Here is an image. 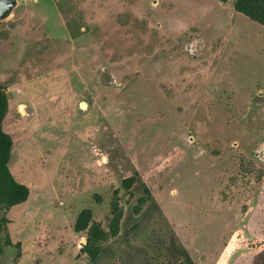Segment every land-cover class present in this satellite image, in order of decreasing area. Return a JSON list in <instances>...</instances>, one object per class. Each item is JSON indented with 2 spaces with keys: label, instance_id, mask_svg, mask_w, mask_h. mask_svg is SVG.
Wrapping results in <instances>:
<instances>
[{
  "label": "rangeland",
  "instance_id": "obj_1",
  "mask_svg": "<svg viewBox=\"0 0 264 264\" xmlns=\"http://www.w3.org/2000/svg\"><path fill=\"white\" fill-rule=\"evenodd\" d=\"M222 2L17 0L0 20L8 167L29 189L0 210V264L264 251V28Z\"/></svg>",
  "mask_w": 264,
  "mask_h": 264
},
{
  "label": "trees",
  "instance_id": "obj_2",
  "mask_svg": "<svg viewBox=\"0 0 264 264\" xmlns=\"http://www.w3.org/2000/svg\"><path fill=\"white\" fill-rule=\"evenodd\" d=\"M225 3L226 0H221ZM233 11L249 21L264 28V0H235L232 6ZM7 111V98L5 89L0 86V210L7 211L9 208L26 201L29 189L26 185L14 180L10 173L8 162L12 141L2 130L1 122ZM91 218L90 210H82L75 222V230L82 231L86 228ZM4 220L0 219V257L4 245H10L8 238L2 242L1 235L4 232ZM252 264H264V251L259 252Z\"/></svg>",
  "mask_w": 264,
  "mask_h": 264
},
{
  "label": "water",
  "instance_id": "obj_3",
  "mask_svg": "<svg viewBox=\"0 0 264 264\" xmlns=\"http://www.w3.org/2000/svg\"><path fill=\"white\" fill-rule=\"evenodd\" d=\"M16 3L17 0H0V20H4L10 15Z\"/></svg>",
  "mask_w": 264,
  "mask_h": 264
},
{
  "label": "crops",
  "instance_id": "obj_4",
  "mask_svg": "<svg viewBox=\"0 0 264 264\" xmlns=\"http://www.w3.org/2000/svg\"><path fill=\"white\" fill-rule=\"evenodd\" d=\"M232 5H233V3H232ZM235 13V12H234Z\"/></svg>",
  "mask_w": 264,
  "mask_h": 264
}]
</instances>
